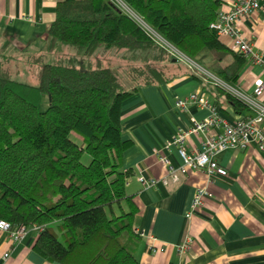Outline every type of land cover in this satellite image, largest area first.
<instances>
[{"label": "trees", "instance_id": "obj_1", "mask_svg": "<svg viewBox=\"0 0 264 264\" xmlns=\"http://www.w3.org/2000/svg\"><path fill=\"white\" fill-rule=\"evenodd\" d=\"M122 1L186 57L224 83L236 81L245 56L208 28L220 0ZM46 43H64L85 58L98 50L128 54L143 66L132 65L125 80L99 62L41 63L35 85L0 70V219L11 227L39 225L32 248L50 264H138V207L125 191L131 171L121 165L129 142L121 138L120 105L136 85L170 79L148 64L150 55L173 58L108 0H56ZM211 90L234 113H250L221 86ZM42 96L48 103L40 111Z\"/></svg>", "mask_w": 264, "mask_h": 264}, {"label": "crops", "instance_id": "obj_2", "mask_svg": "<svg viewBox=\"0 0 264 264\" xmlns=\"http://www.w3.org/2000/svg\"><path fill=\"white\" fill-rule=\"evenodd\" d=\"M233 0H220L219 11L229 9ZM56 0H0V70L9 76L22 75L16 61L32 62L37 72L41 63L65 62L66 55L75 51L55 43L47 46L46 33L54 18ZM259 8L237 23L241 36L260 62L245 57V63L233 83H225L244 95H252L258 80L264 78V0ZM219 40L232 49L229 39ZM233 50V49H232ZM106 53V52H104ZM112 54H114L112 52ZM78 64L94 66V56L85 58L75 53ZM48 60V61H45ZM101 58V66L105 65ZM53 62V63H54ZM171 62H174L171 60ZM93 63V64H92ZM107 63V62H106ZM173 64L170 79L165 82L138 84L135 91L120 105L119 127L121 138L129 145L122 152L121 165L131 175L125 191L133 196L138 207L134 230L141 237L135 251L138 264H264V148L254 145L245 149L228 148L216 156L225 176L212 175L207 180L204 172L188 170L176 183L160 182L153 188H139V175L161 179L165 170L154 151L166 156L173 166L181 163L171 139L191 120H201L209 110L189 104L186 111L174 106L176 98L190 93L205 97L218 113L228 121L246 115L236 114L211 90V83L185 65ZM4 67V68H3ZM114 67V65H113ZM264 105V92L259 96ZM203 134H189L185 138L187 151H197ZM204 189L202 206L187 215L193 195ZM55 224H52L54 226ZM37 231L27 229L12 242L7 232L0 230V264H50L33 248ZM188 238L190 243L181 252L177 245ZM6 255V256H4Z\"/></svg>", "mask_w": 264, "mask_h": 264}, {"label": "built area", "instance_id": "obj_3", "mask_svg": "<svg viewBox=\"0 0 264 264\" xmlns=\"http://www.w3.org/2000/svg\"><path fill=\"white\" fill-rule=\"evenodd\" d=\"M258 2L259 0H233L229 9L226 11H219L214 20L208 25V28L212 30L216 36L227 37L234 51L243 54L253 62H260L261 59L251 51L249 43L241 36L237 28V23L258 10ZM140 23L145 25L141 20ZM146 27L147 29H144L155 42L159 46L165 48L169 54L173 55L175 60L179 61V59L176 58V52L183 57V60L185 59L188 61L187 68L201 78L208 80L212 85H219L238 97L248 106L250 113L237 117L233 121H228L221 116L216 107L209 103L202 95L190 93L184 98H176L174 101L175 108L186 111L188 105L193 104L198 107L207 108L209 110V115L201 120H191L187 128L178 130L171 139L170 144L176 148L177 154L181 160L178 166H173L166 156L160 154L156 150L154 151V155L164 168L165 174L158 180L139 175L137 177L139 188H153L158 182L163 185L167 183H176L179 180V176L185 174L188 170H199L204 172L209 181L212 175H226V170L218 165L216 161V156L220 152L228 148L245 149L252 144L257 150H262L264 148V105H262L258 98L264 92V78L258 80L253 88L252 95L249 96L228 89L224 82L197 63L187 59V57L166 40L161 38L148 26ZM197 133H201L204 136L200 143V149L197 151H187L185 148V138L189 134ZM208 195L209 194L204 189L197 190L193 195L187 215L197 211L202 206L203 197ZM28 228L37 232L41 229L39 225L35 224L30 226L20 225L11 227L8 222L0 219V230L7 232L12 242L19 240ZM189 243L190 240L184 238L177 245V250L179 252L183 251Z\"/></svg>", "mask_w": 264, "mask_h": 264}, {"label": "rangeland", "instance_id": "obj_4", "mask_svg": "<svg viewBox=\"0 0 264 264\" xmlns=\"http://www.w3.org/2000/svg\"><path fill=\"white\" fill-rule=\"evenodd\" d=\"M108 1L111 2L117 9H119L123 13H125L128 16H130L131 18H133L143 28L147 29V27L145 25H143V24L140 23V18L138 16H136L130 9H128V7H126V5L123 3L122 0H108ZM59 45L61 46L59 48V53H63L64 52L63 49L65 47L67 48V45L64 44V43H59ZM74 54L73 55H69V54L66 55V58L68 60L67 63L77 66V61H79L81 58L80 59L77 58V56H75ZM156 54L157 53H155L153 55H150L151 58H149V60L147 61L150 66H154V67L158 68L159 70H161L163 72V74L165 76L166 75H169L171 71H176V68L173 67V65H172V63L170 61H168V60H165V61L155 60L154 58H155ZM175 54H176V58L179 59V62H181L185 66H188V64H187L188 61L187 60H185V59L183 60L182 59L183 57L180 54H178L176 52H175ZM94 55L95 56H94V61L93 62L95 64L97 62H99L100 65H101L102 64L101 58L103 57L105 59L104 60L105 61L104 64L107 65V66H109V67H111V68H115L117 70V73L120 76V78L121 79H125V80H130V76H131L130 69H131L132 65H135V66H138V67H142L143 66V64H141V62L139 60L131 61L130 60L131 58H129V60H126V59H128L127 57H130V56H128V54L124 55V58H121L119 54H117V55L116 54H112V51L111 50L107 51L106 53H102L101 51L98 50V51L95 52ZM170 56H172L173 59L175 58L171 54H170ZM187 59H190V58L187 57ZM190 60L193 61V62H195L192 59H190ZM45 61H48V60H45ZM49 62L50 63H53L54 60L51 59V60H49ZM195 63H197V62H195ZM13 64L15 66H18V67H20L22 69V72H21L22 75L21 76L18 75V74L11 75L10 77L12 79H14L16 81L28 83V84H31V85H35L36 84V72L33 69V66H32L33 63L32 62L26 63V62H23V61H19L18 60L16 62H14ZM84 64L86 65V63H84ZM95 64H93V65H95ZM113 65H114V67H113ZM5 69L7 71L6 73H8V70L9 69H7V68H5ZM134 78L136 79V77H134ZM135 82H138V79H136ZM132 83L134 84V81L131 82V84ZM226 85H227L226 87H230V88L232 87L229 84H226ZM47 103H48L47 97L42 96L40 98V100H39V103H38V109L40 111H43L47 107ZM72 137H76V136L72 133Z\"/></svg>", "mask_w": 264, "mask_h": 264}, {"label": "water", "instance_id": "obj_5", "mask_svg": "<svg viewBox=\"0 0 264 264\" xmlns=\"http://www.w3.org/2000/svg\"><path fill=\"white\" fill-rule=\"evenodd\" d=\"M172 61H175V59H172Z\"/></svg>", "mask_w": 264, "mask_h": 264}]
</instances>
